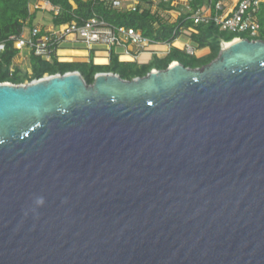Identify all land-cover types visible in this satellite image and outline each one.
<instances>
[{
  "label": "water",
  "instance_id": "water-1",
  "mask_svg": "<svg viewBox=\"0 0 264 264\" xmlns=\"http://www.w3.org/2000/svg\"><path fill=\"white\" fill-rule=\"evenodd\" d=\"M0 264H264V40L0 83Z\"/></svg>",
  "mask_w": 264,
  "mask_h": 264
},
{
  "label": "trees",
  "instance_id": "trees-1",
  "mask_svg": "<svg viewBox=\"0 0 264 264\" xmlns=\"http://www.w3.org/2000/svg\"><path fill=\"white\" fill-rule=\"evenodd\" d=\"M115 0H0V83L24 84L39 80L46 75L65 74L78 71L88 84L94 82L96 74L113 72L123 79L131 80L142 77L153 69H166L173 62H180L186 67L197 68L209 64L216 59L223 42H231L235 38L264 40V2L254 13L259 30L256 36L250 31L232 32L226 37L225 32L213 19L207 22L195 23L194 15L211 8L212 16L222 12L216 10V5L228 0H190L188 4L177 7L176 0H138L135 9L114 6ZM123 1V0H120ZM41 2L49 3L51 10L41 8ZM124 2V1H123ZM125 3V2H124ZM127 4V3H126ZM156 7V10H154ZM178 9V10H177ZM179 11V16L173 22L163 13ZM42 15V16H41ZM99 18L116 28L134 29L155 44L170 45V51L165 57L154 54L149 63H139L136 60L122 59L115 47L110 50L108 62L98 60L91 49L89 60L62 59L58 55V44L51 46L50 59L35 53V49L26 45L23 49L16 47V40L25 28L39 27L42 36L49 34L47 25L54 29L59 26L76 22L84 24L91 18ZM188 32L189 41L196 49L210 48V53L203 57L189 54L186 50L174 45L179 38ZM242 34V35H237ZM26 53L29 68L25 69L16 63L22 53Z\"/></svg>",
  "mask_w": 264,
  "mask_h": 264
},
{
  "label": "built area",
  "instance_id": "built-area-1",
  "mask_svg": "<svg viewBox=\"0 0 264 264\" xmlns=\"http://www.w3.org/2000/svg\"><path fill=\"white\" fill-rule=\"evenodd\" d=\"M189 1L185 0L187 4ZM262 2L264 0H237V3L232 5H229L227 2H220L216 5V10L222 12L221 14L213 17L211 8H208L204 12L198 11L194 15L195 23L207 22L213 19L223 30L232 32L250 31L252 36H256L259 30V24L256 21L254 13ZM137 3L126 4L123 1L115 0L113 4L116 7L135 9ZM25 29H27V34H25ZM25 29L16 40V47L23 49L28 45L35 49L37 55H41L46 59H50V47L54 44H58V55L60 56V51L67 41L83 43L90 49L98 45H104L109 48V51L112 47L118 49L124 46L123 41L126 40L137 46L140 50L155 45L153 41L145 38L139 31L116 28L96 17L89 19L82 25L76 22L61 25L57 29L49 31V34L42 36L39 35V27ZM3 48L4 45L0 43V50ZM183 49L189 54H196V47L189 42H184ZM126 52L128 53V51Z\"/></svg>",
  "mask_w": 264,
  "mask_h": 264
},
{
  "label": "crops",
  "instance_id": "crops-1",
  "mask_svg": "<svg viewBox=\"0 0 264 264\" xmlns=\"http://www.w3.org/2000/svg\"><path fill=\"white\" fill-rule=\"evenodd\" d=\"M123 1L125 3H137L138 2V0H123ZM154 1L158 2V0H154ZM231 2H232V0L227 1L228 4L232 5ZM174 4L177 5V7H179V5H181V7L182 6L184 7V5H186L187 3L185 2V0H176ZM40 7L43 9H46L48 11L52 9V6L49 3H45V2H41ZM154 10H156V7H154ZM177 10L171 11L170 17L166 16L168 14H166L164 16L166 18H169L170 21L173 22L179 16V11H177ZM53 29H54V27L52 24L47 25V30L51 31ZM179 41H182V42H179ZM184 42L191 43L189 41V37L186 35H183L179 40L174 42V45L183 49V46H181L180 43H182V45H183ZM123 43H124V46H121L118 48V51L120 52L121 58L122 59L136 60L137 62L142 63V64L149 63L152 60V57L154 54H157L159 57H165L170 51V45H166V44H155V45L150 46L147 49L140 50L137 46L133 45L132 43H130L127 40L123 41ZM65 45L67 46V48H66V53L63 54V56L65 55L66 59H69V60H75V59L89 60L92 50L90 48L86 47L83 43H79V42H75V41H67V43ZM92 49L94 50L95 57L98 60L108 62V59L110 56V51H109V48L107 46L98 45ZM126 51H128V53ZM209 53H210V48L196 49V55L198 57L206 56Z\"/></svg>",
  "mask_w": 264,
  "mask_h": 264
},
{
  "label": "rangeland",
  "instance_id": "rangeland-1",
  "mask_svg": "<svg viewBox=\"0 0 264 264\" xmlns=\"http://www.w3.org/2000/svg\"><path fill=\"white\" fill-rule=\"evenodd\" d=\"M233 2V3H232ZM232 2H231V4H236L237 3V0H232ZM230 5V4H229ZM49 8V7H48ZM164 15H166L167 13H163ZM167 17H170L171 16V14H168V15H166ZM27 31V30H26ZM25 31V34H27V32ZM186 34V36L187 35H189V33L188 32H186L185 33ZM233 33L232 32H230V31H226L225 32V35H226V37H229L230 35H232ZM237 35H242V34H237ZM179 42H182V41H179ZM178 42V43H179ZM67 43V42H66ZM65 43V44H66ZM181 44V46H183L182 45V43H180ZM179 44V45H180ZM66 48H67V46L66 45H64L63 46V48L61 49V51H60V56H61V58L62 59H65V55L63 56V54H65L66 53ZM65 51V52H64ZM16 63L17 64H19V65H21L23 68H25V69H27V68H29V61H28V57H27V55H26V53H22V54H20V56L16 59Z\"/></svg>",
  "mask_w": 264,
  "mask_h": 264
},
{
  "label": "bare ground",
  "instance_id": "bare-ground-1",
  "mask_svg": "<svg viewBox=\"0 0 264 264\" xmlns=\"http://www.w3.org/2000/svg\"><path fill=\"white\" fill-rule=\"evenodd\" d=\"M27 29H25V31H26ZM27 32V31H26Z\"/></svg>",
  "mask_w": 264,
  "mask_h": 264
}]
</instances>
